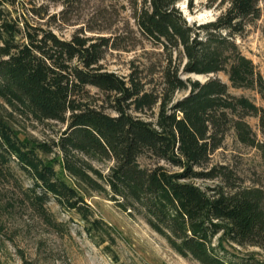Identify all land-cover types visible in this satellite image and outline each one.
I'll return each instance as SVG.
<instances>
[{
  "label": "trees",
  "instance_id": "trees-1",
  "mask_svg": "<svg viewBox=\"0 0 264 264\" xmlns=\"http://www.w3.org/2000/svg\"><path fill=\"white\" fill-rule=\"evenodd\" d=\"M178 1L134 0L138 31L169 55L165 91L157 96L146 92L134 73L121 77L104 70L100 62L109 38L77 33L63 40L33 22L42 14L30 7L31 0H0V166L16 162L41 190L38 207L51 195L80 216L93 240V233L103 229L102 220L93 218L66 176L141 216L181 257L226 264L214 254L217 234L237 245L264 243L262 193L251 188L209 193L194 180L220 175L224 167H204L229 129L241 144L261 151L264 161V142L245 121L257 117L264 138V107L232 95L216 77L183 80L170 54H182L183 73H223L232 88L255 91L264 102V75L234 41L259 17L260 0H228L214 21L200 25L186 22L175 6ZM91 89L104 96L106 108L91 101ZM181 90L188 92L171 104ZM157 103L154 121L139 115ZM17 116L66 128L51 144L29 140L11 124ZM48 154L56 156L49 160ZM141 158L150 165L143 166ZM101 160L113 162L105 175L90 162Z\"/></svg>",
  "mask_w": 264,
  "mask_h": 264
},
{
  "label": "rangeland",
  "instance_id": "rangeland-1",
  "mask_svg": "<svg viewBox=\"0 0 264 264\" xmlns=\"http://www.w3.org/2000/svg\"><path fill=\"white\" fill-rule=\"evenodd\" d=\"M228 0H179L176 8L189 25L214 21L227 7ZM260 15L245 25L244 31L234 38L240 53L250 59L257 72L264 75V0L258 3ZM30 7L40 8L42 15L33 22L54 32L63 40L73 35L98 39L109 38L100 62L105 71L121 77L134 73L146 92L161 96L165 91L163 74L168 65V52L140 34L134 19V0H31ZM172 67H178L183 80L205 82L216 77L225 83L229 92L244 96L259 107H264L260 96L250 89L231 87L223 73L195 75L182 72L184 59L179 51H172ZM188 91H176L173 104ZM92 99L106 108L104 96L91 89ZM170 104V105H171ZM158 103L152 110L139 114L154 121ZM107 113L113 114L110 110ZM21 137L51 144L66 128L56 121L35 122L17 116L10 119ZM245 121L260 142L258 118ZM56 156V155H55ZM48 154L47 159H54ZM143 166L150 165L141 158ZM91 165L107 174L113 162L90 161ZM224 167L220 175L210 180H194L209 193L222 191L234 193L244 188L262 193L264 206V161L257 148L241 144L232 129L226 131L221 145L210 154L205 171ZM58 168V166H57ZM0 264H201L175 253L167 241L157 234L139 215L121 210L107 197L66 176V179L84 196L93 211V218L102 220L103 229L93 233L94 240L85 232V224L76 212L66 211L48 195L40 209L36 197L41 190L34 188L31 179L16 162L0 166ZM169 169H171L169 167ZM172 170V169H171ZM221 233L213 239L214 254L226 264H264V243L237 245L220 240Z\"/></svg>",
  "mask_w": 264,
  "mask_h": 264
}]
</instances>
